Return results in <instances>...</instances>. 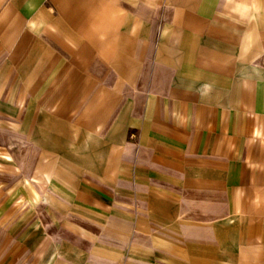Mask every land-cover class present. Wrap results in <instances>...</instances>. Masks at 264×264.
Wrapping results in <instances>:
<instances>
[{"label":"crops","instance_id":"crops-1","mask_svg":"<svg viewBox=\"0 0 264 264\" xmlns=\"http://www.w3.org/2000/svg\"><path fill=\"white\" fill-rule=\"evenodd\" d=\"M0 264H264V0H0Z\"/></svg>","mask_w":264,"mask_h":264}]
</instances>
